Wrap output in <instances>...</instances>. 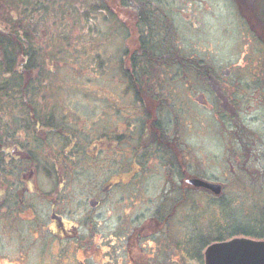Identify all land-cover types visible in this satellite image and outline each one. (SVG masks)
Listing matches in <instances>:
<instances>
[{
    "label": "flooded vegetation",
    "instance_id": "1",
    "mask_svg": "<svg viewBox=\"0 0 264 264\" xmlns=\"http://www.w3.org/2000/svg\"><path fill=\"white\" fill-rule=\"evenodd\" d=\"M66 1L0 21V264H182L200 237L246 239L204 243L193 215L264 199V0H99L113 30L53 48Z\"/></svg>",
    "mask_w": 264,
    "mask_h": 264
},
{
    "label": "rangeland",
    "instance_id": "2",
    "mask_svg": "<svg viewBox=\"0 0 264 264\" xmlns=\"http://www.w3.org/2000/svg\"><path fill=\"white\" fill-rule=\"evenodd\" d=\"M36 0H0V3L6 8H0V21L8 20L12 21L13 14H17V12H20L22 10H29L30 7L35 3ZM46 2V0H39V3ZM51 1V0H50ZM59 2L61 5L67 4L66 0H55ZM73 1V0H72ZM70 0V2L72 3ZM81 2V6H77V3L73 4L75 6H68L69 10H71V19H69V27L63 22L62 16L67 17L69 11L66 9L67 7H63L62 10L59 12L55 11V9L48 10V15H52L55 13V26L52 25L51 28L48 29V32L51 33L50 36V46L54 48L60 46L66 47V48H84L90 47L91 49H94V45L96 43H93V41H87V37L82 38L81 32L83 31H89L90 38H92V35L95 33H108L113 29H110L109 24L106 22L98 23L97 21V3L99 0H77V2ZM214 2L222 1V0H213ZM225 0H223L224 2ZM74 2V1H73ZM38 3V4H39ZM40 5V4H39ZM38 5V6H39ZM219 5V4H217ZM216 11L219 10V7L214 8ZM47 13V12H46ZM46 13L41 17L42 23H46ZM67 30V31H66ZM122 32L121 28L118 26L117 32ZM67 32V43H64L61 45H57V39L58 37L62 36V34H65ZM91 32H93L91 34ZM88 35V36H89ZM8 41L15 43V40L13 39L12 35H9ZM9 42V43H10ZM122 44V41L118 37L117 44ZM94 44V45H93ZM10 46V45H7ZM119 46V45H118ZM114 47V45H113ZM107 48H110L109 46ZM122 48V46H121ZM72 60V59H71ZM79 63V62H78ZM70 65H73L70 63ZM67 73V72H66ZM69 74L71 72H68ZM67 73V79L69 78ZM57 78L53 77L52 79H63L64 74L63 73H56ZM85 74L88 75L87 72ZM63 75V78L60 76ZM251 197H250V196ZM260 198H256L254 195V192L246 194L241 199H238L237 196H228L224 200L221 201V204H227L225 207H222L220 205L210 204L206 201H202L201 204H196V210L194 212V220L195 223L199 224L201 232H198V236H208L209 234H212L213 236L205 237L204 241H208L210 237H213V239L217 237H221L225 240H230L233 237L234 238H246L250 240L255 241H264V199L259 202ZM197 221V222H196ZM217 225V226H216ZM213 226V227H210ZM208 228V229H207ZM87 234V233H85ZM84 234V235H85ZM86 236V235H85ZM201 238L197 239L195 242V247L184 249L185 259H182V264H189L186 262V259L189 261L190 258L196 259L199 255H201V258L204 256V253L207 249V245H204L203 247L201 242ZM211 239V238H210ZM47 239H45L46 241ZM39 244V243H38ZM186 250L189 251L186 252ZM39 260V258H38ZM35 263L38 261H34Z\"/></svg>",
    "mask_w": 264,
    "mask_h": 264
},
{
    "label": "water",
    "instance_id": "3",
    "mask_svg": "<svg viewBox=\"0 0 264 264\" xmlns=\"http://www.w3.org/2000/svg\"><path fill=\"white\" fill-rule=\"evenodd\" d=\"M207 264H264V241L235 239L206 251Z\"/></svg>",
    "mask_w": 264,
    "mask_h": 264
}]
</instances>
